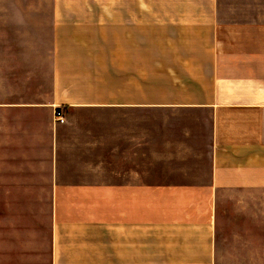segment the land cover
<instances>
[{
  "label": "crops",
  "instance_id": "0c3cea01",
  "mask_svg": "<svg viewBox=\"0 0 264 264\" xmlns=\"http://www.w3.org/2000/svg\"><path fill=\"white\" fill-rule=\"evenodd\" d=\"M0 264H264V0H0Z\"/></svg>",
  "mask_w": 264,
  "mask_h": 264
},
{
  "label": "built area",
  "instance_id": "2783aa9c",
  "mask_svg": "<svg viewBox=\"0 0 264 264\" xmlns=\"http://www.w3.org/2000/svg\"><path fill=\"white\" fill-rule=\"evenodd\" d=\"M55 119L59 122H63L65 120L64 109L62 107H58L55 113Z\"/></svg>",
  "mask_w": 264,
  "mask_h": 264
}]
</instances>
